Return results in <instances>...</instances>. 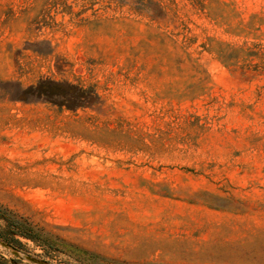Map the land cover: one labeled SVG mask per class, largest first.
Listing matches in <instances>:
<instances>
[{
	"label": "rangeland",
	"instance_id": "1",
	"mask_svg": "<svg viewBox=\"0 0 264 264\" xmlns=\"http://www.w3.org/2000/svg\"><path fill=\"white\" fill-rule=\"evenodd\" d=\"M264 0H0V264H264Z\"/></svg>",
	"mask_w": 264,
	"mask_h": 264
},
{
	"label": "trees",
	"instance_id": "2",
	"mask_svg": "<svg viewBox=\"0 0 264 264\" xmlns=\"http://www.w3.org/2000/svg\"><path fill=\"white\" fill-rule=\"evenodd\" d=\"M220 56L226 59H231L233 57H240V54H243V58L247 64L248 67H253V63L249 62L247 60V56H258L257 58L260 60L259 64H256L254 66L256 67H263L264 68V51L260 50H251L250 47H243V46H229L227 45V49H220ZM236 54V56H234ZM0 215L7 220L9 225L16 226L21 232L27 236L32 238V234L34 233L33 229L29 226H27L25 223L19 222L16 219L11 218L6 213H3L0 209Z\"/></svg>",
	"mask_w": 264,
	"mask_h": 264
},
{
	"label": "water",
	"instance_id": "3",
	"mask_svg": "<svg viewBox=\"0 0 264 264\" xmlns=\"http://www.w3.org/2000/svg\"><path fill=\"white\" fill-rule=\"evenodd\" d=\"M32 261H34V262H38V263H41V264H50V263H48L47 261H43V260H39V259H37V258H35V257H29Z\"/></svg>",
	"mask_w": 264,
	"mask_h": 264
}]
</instances>
